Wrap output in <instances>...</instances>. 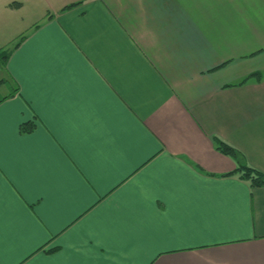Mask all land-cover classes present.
Wrapping results in <instances>:
<instances>
[{
  "label": "crops",
  "instance_id": "1",
  "mask_svg": "<svg viewBox=\"0 0 264 264\" xmlns=\"http://www.w3.org/2000/svg\"><path fill=\"white\" fill-rule=\"evenodd\" d=\"M254 72L264 0H0V264H264Z\"/></svg>",
  "mask_w": 264,
  "mask_h": 264
},
{
  "label": "trees",
  "instance_id": "2",
  "mask_svg": "<svg viewBox=\"0 0 264 264\" xmlns=\"http://www.w3.org/2000/svg\"><path fill=\"white\" fill-rule=\"evenodd\" d=\"M73 5L68 6L67 8H71ZM26 37V34H21V36L18 38V41L15 44V47L18 46ZM264 77V75L261 72H254L248 75L246 78H244L239 84H244L248 80L255 78L257 80H261ZM230 86V84L228 85ZM33 124H26L27 130H30L32 128ZM214 144L221 153L229 155L239 161V159H242L243 156L239 150L231 146L230 144L226 143L222 139L218 137L213 138ZM234 173H240V176L242 179L248 180L251 182L252 186L260 187L264 186V174L259 171L256 168H253L249 165H247L245 162H240L239 167L237 170L233 173H228L227 175H233Z\"/></svg>",
  "mask_w": 264,
  "mask_h": 264
},
{
  "label": "snow or ice",
  "instance_id": "3",
  "mask_svg": "<svg viewBox=\"0 0 264 264\" xmlns=\"http://www.w3.org/2000/svg\"><path fill=\"white\" fill-rule=\"evenodd\" d=\"M258 213L259 215L264 218V201H262L259 205H258Z\"/></svg>",
  "mask_w": 264,
  "mask_h": 264
},
{
  "label": "rangeland",
  "instance_id": "4",
  "mask_svg": "<svg viewBox=\"0 0 264 264\" xmlns=\"http://www.w3.org/2000/svg\"><path fill=\"white\" fill-rule=\"evenodd\" d=\"M29 6L32 8V6H31V3H27V6H26V8H27V7H29ZM5 52H7V50H6V49H5ZM5 54H6V53H5Z\"/></svg>",
  "mask_w": 264,
  "mask_h": 264
}]
</instances>
